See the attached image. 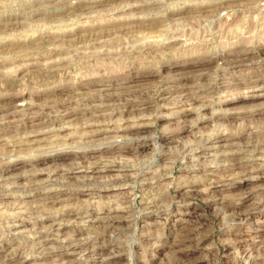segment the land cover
<instances>
[{
	"label": "rangeland",
	"instance_id": "rangeland-1",
	"mask_svg": "<svg viewBox=\"0 0 264 264\" xmlns=\"http://www.w3.org/2000/svg\"><path fill=\"white\" fill-rule=\"evenodd\" d=\"M0 264H264V0H0Z\"/></svg>",
	"mask_w": 264,
	"mask_h": 264
},
{
	"label": "bare ground",
	"instance_id": "bare-ground-1",
	"mask_svg": "<svg viewBox=\"0 0 264 264\" xmlns=\"http://www.w3.org/2000/svg\"><path fill=\"white\" fill-rule=\"evenodd\" d=\"M261 51V50H260ZM259 53V52H258ZM257 53V54H258ZM249 57V56H248ZM252 59V58H251ZM19 98V97H18ZM127 107V106H126ZM125 107V108H126ZM128 108V107H127ZM131 109V108H130ZM125 110H123L122 111V113L124 112ZM100 131V130H99ZM99 133V132H98ZM142 138V137H141ZM150 139V138H149ZM223 139V138H222ZM233 139V138H232ZM139 140V139H138ZM143 141L140 143L141 145H147V143L149 142V140H148V138H143L142 139ZM228 140V139H227ZM230 140V139H229ZM134 141V140H133ZM141 141V140H140ZM135 142V141H134ZM225 142V141H224ZM230 142V141H229ZM228 142V143H229ZM132 144H135V143H133L132 142ZM235 144V143H234ZM140 145V146H141ZM137 146V145H136ZM44 157V155H42V154H36V155H33V156H30L29 157V161H38V160H40V159H42ZM97 166H100V165H97ZM102 167V170H103V168L105 169L106 167H108V165H103V166H101ZM116 166L114 165V168H115ZM100 168V167H99ZM109 168V167H108ZM120 168L121 169H126V167L125 166H120ZM259 168V167H258ZM100 170V169H99ZM92 171V170H91ZM39 173V172H38ZM42 173V172H41ZM38 176V175H37ZM36 176V177H37ZM121 183H122V181H120L119 179L116 181V182H113L112 184L110 183V184H104V185H99V188H98V190H100V192L101 191H103L104 189H107V187H110V186H113V188L114 187H121L120 185H121ZM148 209V208H147ZM241 215V214H240ZM64 216V215H63ZM73 216V215H72ZM101 218V217H100ZM95 219H96V217H95ZM104 221V220H103ZM122 221V220H121ZM101 225V224H100ZM107 226H108V224H107ZM109 227H111L110 225H109ZM85 246V245H84ZM108 257V256H107ZM17 258V257H16ZM19 259V258H18ZM11 259H9V261H10ZM6 261V260H5ZM8 261V262H9ZM13 261V260H12ZM7 263V262H6ZM12 263V262H11Z\"/></svg>",
	"mask_w": 264,
	"mask_h": 264
}]
</instances>
